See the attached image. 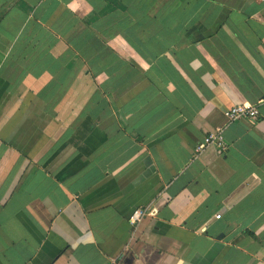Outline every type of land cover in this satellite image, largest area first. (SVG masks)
Here are the masks:
<instances>
[{"label": "crops", "instance_id": "0c3cea01", "mask_svg": "<svg viewBox=\"0 0 264 264\" xmlns=\"http://www.w3.org/2000/svg\"><path fill=\"white\" fill-rule=\"evenodd\" d=\"M263 96L264 0H0V264H264Z\"/></svg>", "mask_w": 264, "mask_h": 264}, {"label": "built area", "instance_id": "2783aa9c", "mask_svg": "<svg viewBox=\"0 0 264 264\" xmlns=\"http://www.w3.org/2000/svg\"><path fill=\"white\" fill-rule=\"evenodd\" d=\"M259 104H264V96L258 100ZM258 107L256 105H245L239 104L232 107L230 110L227 111V115L229 118L236 119L238 117H247L250 120L256 121L258 120ZM214 134H209L205 137V142L210 143L214 139ZM145 212L142 209H136L131 213L130 221L132 223L138 221L142 216H144Z\"/></svg>", "mask_w": 264, "mask_h": 264}]
</instances>
